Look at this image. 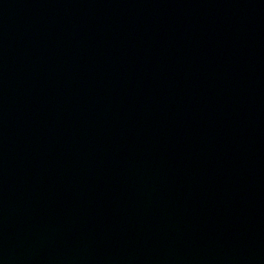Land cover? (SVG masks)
Listing matches in <instances>:
<instances>
[{"label":"water","instance_id":"1","mask_svg":"<svg viewBox=\"0 0 264 264\" xmlns=\"http://www.w3.org/2000/svg\"><path fill=\"white\" fill-rule=\"evenodd\" d=\"M0 264H264V0H0Z\"/></svg>","mask_w":264,"mask_h":264}]
</instances>
